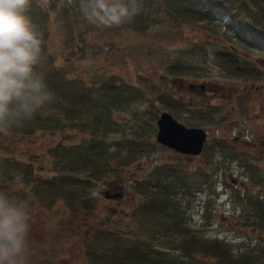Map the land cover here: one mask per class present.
I'll list each match as a JSON object with an SVG mask.
<instances>
[{
    "label": "rangeland",
    "instance_id": "1",
    "mask_svg": "<svg viewBox=\"0 0 264 264\" xmlns=\"http://www.w3.org/2000/svg\"><path fill=\"white\" fill-rule=\"evenodd\" d=\"M136 1L143 7L135 15L112 23L104 19L102 13L97 14L91 0H30L28 14L43 33L44 58L40 68H63L68 77L88 84L104 82L108 94L116 93L125 85L139 88V93L145 94L134 105L136 114L141 116L138 118L139 136L153 143L159 112H169L185 126L193 121L188 119L185 110L173 113L162 106L156 98L157 90L170 92L177 98L192 97L196 106L206 103L209 108L214 106L217 109L213 117L204 115L210 123L200 126L206 132L208 147L201 155L193 157L158 144L144 146L139 160L120 172L122 178L119 181H113L110 173L95 178L87 208L75 209V216H69L71 211L62 202H57L51 209L30 207V241L36 250L32 251L30 264H89L84 244L93 231L102 228L101 222L107 224L106 217H110V222L117 224L114 231L125 230L124 223L129 221L132 209L143 200L149 186L158 178L172 174L183 175L189 183L187 189L177 186L178 193H175L186 232L204 242L228 243L234 254L239 247L253 243L256 237H264V213L261 214L259 209L264 203L251 200L258 196L259 201H264V59L255 67L250 66L257 68V77L245 81L240 66L238 70L234 65L240 58L227 52L231 46L240 56V45L228 34L207 33L198 21L195 25L165 20L159 12L162 10L157 12L154 2ZM234 11L240 18L237 13L240 11ZM139 15L142 18L136 19ZM258 27L264 29L260 24ZM248 57L255 63L260 55ZM188 83L204 84V88L197 89L200 93H194ZM248 86L254 90L247 89ZM127 114L117 112L115 119L123 121ZM194 121L197 124L203 122ZM62 132L66 134H55L58 138L65 137L67 142L79 141L74 135L79 134L76 130L64 126ZM116 132L108 133L107 137H114L119 133ZM36 135L35 145L45 143V137L38 136L39 131ZM6 137L16 140L9 146L11 148L24 150L34 145L29 144L32 138L17 141V136ZM12 153L17 155L14 149ZM197 169L207 176L198 177ZM229 178L235 182H230ZM129 179L134 183L133 190L128 187ZM114 185L121 187L119 200L101 195L105 190H115ZM259 214L262 217L260 232L248 226ZM134 234L138 236L135 227L128 236L122 233L127 239L125 244L143 246L151 243L169 253L172 251L167 247L177 246L180 241V236L175 233L170 236V246L161 248L157 243L160 240L147 242L145 234L140 237ZM174 254L178 257L181 250H175ZM197 258L194 255L183 261L195 264ZM202 261L212 264L211 257Z\"/></svg>",
    "mask_w": 264,
    "mask_h": 264
},
{
    "label": "trees",
    "instance_id": "2",
    "mask_svg": "<svg viewBox=\"0 0 264 264\" xmlns=\"http://www.w3.org/2000/svg\"><path fill=\"white\" fill-rule=\"evenodd\" d=\"M148 2L150 4L154 2L157 12L162 10L159 12L162 14L161 18L164 16L165 20L195 25L198 21L207 33L228 34L240 45V56L231 46L229 51L227 50L230 56L240 58V61L234 64L238 66V70L240 66V74H244L245 81L257 77V68L250 66L255 67L264 59V29L258 27L259 24L264 27L263 0H241V2L240 0H148ZM136 3L138 8L143 7L141 2L136 1ZM234 9L236 12L240 11L237 12L240 13V18ZM152 17L155 18L154 15ZM135 18L142 17L139 15ZM252 54L260 55L258 61L254 60L255 63L248 60V56ZM56 69L52 67L48 68L50 70L48 71L40 68L46 76L50 90L55 93V101L41 109L34 119L24 126L0 131V190L8 191L23 199L29 211L30 207L51 209L57 202H62L66 209L71 211L69 216H75L73 215L75 209L87 208V202L96 182L95 178H102L103 173H110L113 181H119L122 178L120 172L139 160L144 146L152 145V142L139 136V115L134 108L137 104V99L135 100L137 94H133L136 92L135 88H133L134 92L126 89L127 93L123 95L121 90L108 94L104 89V82L88 84L84 80L77 81L75 77H68L63 68ZM231 71L238 72L236 69ZM246 88L254 90L251 86ZM216 109L214 106L209 108L206 105L196 111L213 117ZM117 112L128 113L127 118L123 121L115 119ZM194 124L205 125L203 122L198 124L193 122L191 125ZM64 126L79 132V134L74 133L78 136V142H67L68 139L65 137L56 136L57 132L66 134L62 132ZM37 131H39L38 136L45 137V143L34 144ZM116 131L119 133L116 134ZM110 132H116V135L108 138L107 134ZM10 135L17 136V141L32 138L29 139V144L34 145L24 150H18L15 146L11 148L9 146L14 145L16 140L6 137ZM207 147L208 144H205L206 149ZM13 149L17 155L12 153ZM128 181V187L133 190L135 188L133 181L130 182L131 179ZM188 184L183 175L172 174L158 178L149 186L144 198L141 197L143 200L130 214L131 221L124 223L125 230L114 231L117 224L111 223L110 217H106L109 224L103 225L104 222H101L102 228L93 231L84 244L88 253L86 254L88 263L186 264L184 258L191 259L196 255L198 258L195 264H206L202 260L208 257H211L212 264H264L262 236L256 237L253 243L248 242L244 247H239L234 254L228 243L216 240L204 242L192 233L186 232L185 223L178 211L180 206L176 205L175 193L177 186L187 189ZM258 198V196L251 197V200L263 204L264 201L261 202ZM259 209L263 214L264 206L259 205ZM260 216L259 214L255 222L252 219L253 222L248 224L252 230L259 231V220L262 218ZM134 227L138 235L134 234L135 237L145 234L144 239L147 242L160 240L157 243H160L161 248L170 246V236L175 233L180 236L179 244L167 247L172 253L156 248L151 243L143 246L136 243L125 244L127 239L122 237V233L128 236ZM160 228H163L162 232ZM175 250H181L178 257L174 254ZM32 251L36 252L33 246Z\"/></svg>",
    "mask_w": 264,
    "mask_h": 264
},
{
    "label": "clouds",
    "instance_id": "3",
    "mask_svg": "<svg viewBox=\"0 0 264 264\" xmlns=\"http://www.w3.org/2000/svg\"><path fill=\"white\" fill-rule=\"evenodd\" d=\"M30 0H0V131L24 126L56 97L40 70L43 33L28 14ZM112 23L135 15L136 0H91ZM30 211L20 197L0 190V264H30Z\"/></svg>",
    "mask_w": 264,
    "mask_h": 264
},
{
    "label": "water",
    "instance_id": "4",
    "mask_svg": "<svg viewBox=\"0 0 264 264\" xmlns=\"http://www.w3.org/2000/svg\"><path fill=\"white\" fill-rule=\"evenodd\" d=\"M199 86L202 87V85ZM156 126L155 140L158 143L186 155H197L201 151L205 138L203 129L186 128L165 112L160 113L158 119H156ZM110 191H103V196L114 199L120 197V193H111Z\"/></svg>",
    "mask_w": 264,
    "mask_h": 264
}]
</instances>
